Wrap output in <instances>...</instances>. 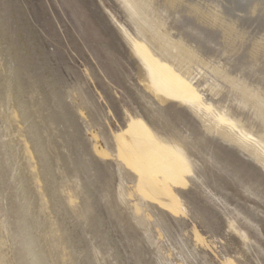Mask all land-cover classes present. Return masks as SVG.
<instances>
[{
	"label": "rangeland",
	"instance_id": "rangeland-1",
	"mask_svg": "<svg viewBox=\"0 0 264 264\" xmlns=\"http://www.w3.org/2000/svg\"><path fill=\"white\" fill-rule=\"evenodd\" d=\"M102 2L133 30L120 6ZM100 5L0 0V264H264V166L205 133L184 103L134 68L123 37L99 24H108ZM263 5L177 0L165 13L211 62L264 94ZM191 75L219 113L264 131V111L238 89L203 66ZM139 116L196 135L185 183L153 176L172 189L175 210L141 187L121 151L118 135ZM229 222L248 236L245 253Z\"/></svg>",
	"mask_w": 264,
	"mask_h": 264
},
{
	"label": "bare ground",
	"instance_id": "bare-ground-1",
	"mask_svg": "<svg viewBox=\"0 0 264 264\" xmlns=\"http://www.w3.org/2000/svg\"><path fill=\"white\" fill-rule=\"evenodd\" d=\"M112 1L123 9L133 26V30L129 32L124 24L119 22L105 8L102 0H100V6L105 13L101 11L104 15L102 18L108 24L103 25L101 18L99 24L106 32L110 22V29H114L120 38L123 37L126 43L120 42L123 47L121 49L127 57H131L133 67L136 68L135 65H138L139 71L145 72L144 74L157 88L184 103L188 110L195 115L196 122L200 123L205 133L215 134L222 140L238 145L250 156L255 157L261 166H264V131H255L245 126L241 120L229 117L226 111L219 113L218 108L206 101V98L199 96L198 86L192 83L194 79H192L191 72L194 65L205 67L230 86L238 89L244 100L249 99L252 106L256 107L260 114H263L264 111L262 89L242 80L241 77H231L225 69L226 65L211 62L207 58L208 56L200 52L184 33H176V26H172L166 16L165 6L173 10L176 8L177 0H161L164 4H161L160 0ZM251 1L254 2V7L264 4V0ZM189 5H193V3ZM219 8H221L220 5ZM198 10L195 8L196 12ZM218 11L213 13L214 20L217 19V22L220 20L221 23L219 24L223 22L225 26L227 22L219 14L222 10ZM95 12L97 11L95 10ZM202 16L205 15L202 14ZM227 25L229 26L230 23ZM231 27L234 30L233 24L230 25ZM227 28L229 29V27ZM229 31L226 32L229 33ZM115 45L117 46V44ZM122 75L124 83L131 86L132 84L125 74ZM208 91L214 93L216 90L209 87ZM195 137L196 135L190 136L186 132L182 134L177 130L174 131L165 124L149 117L139 116L132 119L128 128L118 135V141L123 155L140 172L141 187L163 206L175 210L178 205L172 189L165 181L153 176L160 173L173 183H185L184 175L192 174L194 171V151L199 146L198 142L192 143ZM226 228L227 234L237 238V242L241 244L240 252L245 253L250 247V240L246 233L231 222L227 223Z\"/></svg>",
	"mask_w": 264,
	"mask_h": 264
},
{
	"label": "snow or ice",
	"instance_id": "snow-or-ice-1",
	"mask_svg": "<svg viewBox=\"0 0 264 264\" xmlns=\"http://www.w3.org/2000/svg\"><path fill=\"white\" fill-rule=\"evenodd\" d=\"M261 46H264V39L260 41Z\"/></svg>",
	"mask_w": 264,
	"mask_h": 264
}]
</instances>
